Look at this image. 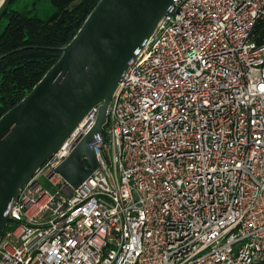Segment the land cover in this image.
I'll return each instance as SVG.
<instances>
[{"label":"built area","instance_id":"obj_1","mask_svg":"<svg viewBox=\"0 0 264 264\" xmlns=\"http://www.w3.org/2000/svg\"><path fill=\"white\" fill-rule=\"evenodd\" d=\"M97 114L10 204L0 264H264V0H175L74 187L57 167Z\"/></svg>","mask_w":264,"mask_h":264},{"label":"water","instance_id":"obj_2","mask_svg":"<svg viewBox=\"0 0 264 264\" xmlns=\"http://www.w3.org/2000/svg\"><path fill=\"white\" fill-rule=\"evenodd\" d=\"M175 0H99L60 58L0 117V240L9 206L40 167L98 106L94 125L57 167L78 187L99 166L92 146L105 126L114 93L139 48Z\"/></svg>","mask_w":264,"mask_h":264},{"label":"trees","instance_id":"obj_3","mask_svg":"<svg viewBox=\"0 0 264 264\" xmlns=\"http://www.w3.org/2000/svg\"><path fill=\"white\" fill-rule=\"evenodd\" d=\"M6 0L0 10V117L60 58L99 0ZM47 15V16H45Z\"/></svg>","mask_w":264,"mask_h":264},{"label":"rangeland","instance_id":"obj_4","mask_svg":"<svg viewBox=\"0 0 264 264\" xmlns=\"http://www.w3.org/2000/svg\"><path fill=\"white\" fill-rule=\"evenodd\" d=\"M29 1V4H31V2L33 1V0H28ZM80 0H76V2H79ZM48 5H52L48 0H46V1H43V2H41L40 4H39V9H40V12H41V14H46V13H48L45 9H46V7L48 6ZM45 16H47V15H45ZM42 181H44L45 182V184H46V181L44 180V179H42ZM47 187H49V185H46Z\"/></svg>","mask_w":264,"mask_h":264},{"label":"crops","instance_id":"obj_5","mask_svg":"<svg viewBox=\"0 0 264 264\" xmlns=\"http://www.w3.org/2000/svg\"><path fill=\"white\" fill-rule=\"evenodd\" d=\"M6 3V0H0V10L3 8L4 4ZM48 13L53 11V7L51 5H48L45 9Z\"/></svg>","mask_w":264,"mask_h":264}]
</instances>
